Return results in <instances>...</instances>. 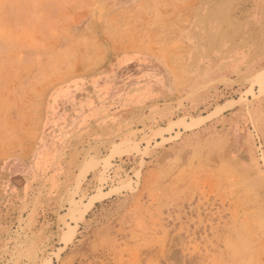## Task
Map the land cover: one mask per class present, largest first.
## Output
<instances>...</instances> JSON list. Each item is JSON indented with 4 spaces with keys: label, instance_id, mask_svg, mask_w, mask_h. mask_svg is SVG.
I'll return each instance as SVG.
<instances>
[{
    "label": "rangeland",
    "instance_id": "obj_1",
    "mask_svg": "<svg viewBox=\"0 0 264 264\" xmlns=\"http://www.w3.org/2000/svg\"><path fill=\"white\" fill-rule=\"evenodd\" d=\"M0 264H264V0H0Z\"/></svg>",
    "mask_w": 264,
    "mask_h": 264
}]
</instances>
